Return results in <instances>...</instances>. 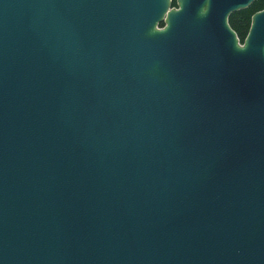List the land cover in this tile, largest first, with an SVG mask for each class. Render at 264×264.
I'll use <instances>...</instances> for the list:
<instances>
[{
    "label": "water",
    "instance_id": "1",
    "mask_svg": "<svg viewBox=\"0 0 264 264\" xmlns=\"http://www.w3.org/2000/svg\"><path fill=\"white\" fill-rule=\"evenodd\" d=\"M176 1L0 0V264H264V9Z\"/></svg>",
    "mask_w": 264,
    "mask_h": 264
},
{
    "label": "trees",
    "instance_id": "2",
    "mask_svg": "<svg viewBox=\"0 0 264 264\" xmlns=\"http://www.w3.org/2000/svg\"><path fill=\"white\" fill-rule=\"evenodd\" d=\"M172 6H177L176 0H173ZM262 9H264V0H255L250 7L233 12L230 15V25L237 32L239 38H241V42H244L249 32L253 15ZM161 26H163V23Z\"/></svg>",
    "mask_w": 264,
    "mask_h": 264
},
{
    "label": "clouds",
    "instance_id": "3",
    "mask_svg": "<svg viewBox=\"0 0 264 264\" xmlns=\"http://www.w3.org/2000/svg\"><path fill=\"white\" fill-rule=\"evenodd\" d=\"M205 5L207 7H204V5H202V8L199 10L198 15H207V13L210 11V0H205Z\"/></svg>",
    "mask_w": 264,
    "mask_h": 264
}]
</instances>
